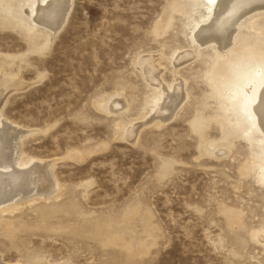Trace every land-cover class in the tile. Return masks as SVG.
<instances>
[{"label":"rangeland","instance_id":"obj_1","mask_svg":"<svg viewBox=\"0 0 264 264\" xmlns=\"http://www.w3.org/2000/svg\"><path fill=\"white\" fill-rule=\"evenodd\" d=\"M186 1L73 0L54 35L0 0L1 112L29 132L24 158L50 163L58 183L0 212L1 264H264V186L242 138L209 150L224 140L220 59L195 46L201 3ZM249 24L233 73L264 63V32ZM175 51L200 53L176 68ZM144 60L186 83L167 122H148L160 94Z\"/></svg>","mask_w":264,"mask_h":264},{"label":"bare ground","instance_id":"obj_2","mask_svg":"<svg viewBox=\"0 0 264 264\" xmlns=\"http://www.w3.org/2000/svg\"><path fill=\"white\" fill-rule=\"evenodd\" d=\"M192 1L196 0L186 2ZM199 1L202 11L200 20L194 22L191 28V37L194 44L196 43L195 46L199 49L211 47L220 59L216 67L217 77L212 85L221 99L222 117L218 123L222 128L224 140L219 144L210 143L209 150H218V147L222 150L229 149L236 138H242L252 147L253 168H258L256 175L264 186V63L239 69L236 73L229 68L232 66V69H236L232 63L233 50L241 48L238 36L246 27L245 21L248 20L250 24L247 27L257 33L264 32V23L260 21L264 17V0ZM8 4L6 11L11 12H8L11 17L20 22L28 20L32 31L41 27L55 35L67 22L73 0H8ZM195 7L193 5L191 8ZM183 13L186 14L187 11ZM187 52H174L173 57L178 62L175 63L176 68L198 57L200 53L195 52L194 56L190 57ZM152 60L154 62V59ZM144 61L141 63V70L145 79L151 85L156 83L155 90L160 94L154 98L155 109L148 122L152 123L157 118L167 122L174 118L177 110L188 99L185 92L186 83L179 77H176L172 85L165 83L160 69L148 64L147 60ZM2 95L0 92V212L4 213L14 211L20 203H29L37 196L45 198L54 194L58 183L52 174L50 163L24 158L20 144L29 132L20 129V126L3 116ZM109 108L113 112L118 109L114 106ZM206 128L207 124L200 121L199 131L203 133ZM250 166H246L245 173ZM257 239L264 243V229Z\"/></svg>","mask_w":264,"mask_h":264}]
</instances>
